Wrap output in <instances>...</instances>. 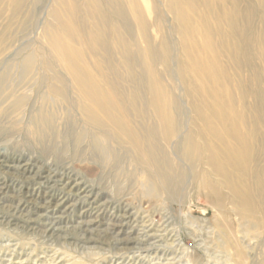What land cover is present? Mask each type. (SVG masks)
Segmentation results:
<instances>
[{"label":"rangeland","instance_id":"1","mask_svg":"<svg viewBox=\"0 0 264 264\" xmlns=\"http://www.w3.org/2000/svg\"><path fill=\"white\" fill-rule=\"evenodd\" d=\"M12 1L0 0V264H264V205L254 198L256 212L242 215L222 178L204 163L207 158L195 155L189 161L178 149L199 122L195 108L200 103L181 41L192 56L191 66L206 55L202 37L210 36L216 64H208L224 70L217 76L225 73L222 84L234 93L232 104L250 124L253 120L252 129L263 139L244 167L229 170L242 178L249 168L264 169V119L258 121L256 111L259 102L264 107V91L254 96L257 75L264 86V58L256 43L264 33L263 2L235 0L243 15V40L237 47L240 32L233 34L224 24L220 35L214 25L218 5L230 10L234 0H103L106 12L122 9L126 16L123 22L114 16V23L135 50L128 61L119 48L112 54L111 27L94 51L88 47L95 20L87 7L96 0H22L15 11ZM178 13L184 21H178ZM71 14L79 39L66 46L80 54L81 65L111 92L108 109L118 113L114 104L119 100L128 110L122 119L140 141L139 153L116 138L109 123L103 127L107 140L101 139L103 132L87 116L90 102L51 49L65 35L62 26ZM204 21L209 23L198 26L201 34H193ZM224 35L229 39L223 41ZM148 46H154L152 64ZM148 70L165 89L169 104L182 110L179 131L166 145L159 137L157 115L145 104L150 98ZM207 89L202 93L211 106V127L225 135L224 149H237L236 140L245 141L248 153L250 138L243 132L250 124L243 130L242 123L237 130L224 128L219 115L226 103L206 95ZM149 152L159 155V168L171 183L163 187L155 181L154 194L146 187L155 179L154 171L140 155ZM202 175L219 187V195L202 189ZM260 180L264 188V172Z\"/></svg>","mask_w":264,"mask_h":264},{"label":"bare ground","instance_id":"2","mask_svg":"<svg viewBox=\"0 0 264 264\" xmlns=\"http://www.w3.org/2000/svg\"><path fill=\"white\" fill-rule=\"evenodd\" d=\"M21 1L22 0H13L11 3L12 5L11 8L14 9V11L18 9L21 4ZM102 1L103 0H96L95 2H91V3L89 1V6L87 7L88 16L95 20L94 22L95 27L90 32L86 40V42H88V47L92 51H94L95 50L94 45L102 42L103 40L102 38L106 34L105 28L111 27L112 35L114 38V42L113 44H111L112 48L114 49L112 54L117 53L115 49L119 48L124 53L125 59L131 61V54L134 53L135 50H131L127 46L128 44L127 40L119 31L118 25L114 23L115 22L114 16L117 18V20H120L121 22L124 21V18H126V16L122 9H117L111 14L108 11L107 13L105 9H102ZM218 1L226 2L227 0H218ZM260 1L261 3L263 2L264 4V0H260ZM177 2H178L177 0H173V3H177ZM64 5H68L67 2L64 3ZM230 6L231 9L228 10L226 6H222L221 8L220 4L218 5V13L216 14V16H214V25L215 27L218 28V33L220 35H221V30L223 31L222 25L224 24L228 26L230 32H232L233 34H238L240 32L239 35L240 37H238V40L235 42V45L239 47L240 43L243 40V36H242L243 33H241V28L239 25L240 18L243 15L240 14L241 12L237 7V3L235 2V0L234 2L233 1L231 2ZM190 7L191 4L188 5V8ZM68 9L71 10V12L74 11V7H71V4L68 5ZM71 15H72V19L70 18V22L64 23L62 26L63 34L65 35L64 36L59 35L58 39L52 42L51 49L54 52L55 56L58 58L61 65L67 70L68 74L70 75L72 83L76 84L81 96H83L85 100H88L90 102L88 107L86 108L88 118L97 125L101 133L103 131L104 132L106 131L103 128L105 124L107 123L111 124L113 134L116 136V138L121 139L125 143L129 144L139 153V148L141 147L140 141L136 139V135L131 131V129L128 127V125H126L125 121H123L122 119V117L124 118V115L127 113L128 110L124 108L123 104H121L119 100L116 102V104H114L116 105L115 110L118 111V113L115 112L113 113L110 111V109H108V107L109 106L111 107V104L113 103L112 99L110 98L111 92H109L105 88L104 89L108 92L103 90L101 84L97 82L93 74L89 70H86L85 67L81 65L82 59L80 54H77V52L69 49L66 46L68 40L77 42V40L79 39L78 36L79 33L76 29V26L75 25L73 26V24H71L74 22L73 19L75 15L74 14ZM229 15L231 16L230 18ZM184 19L185 18L181 15V13H178V21L180 20L181 22L184 21ZM112 20L113 23L111 22ZM207 23H209V21L208 22L204 21L201 24L195 25L193 34H197V35L201 34L202 31L199 32L198 26L202 27ZM115 34L118 36L116 38V41H115ZM65 36H69V37H65ZM183 36L186 37L185 34H183ZM202 38H203L202 50L203 51L205 50L204 52L206 53V55L208 54L209 55L208 56L199 55L198 58L196 59V63L194 65L191 64V66H188V64L191 63L190 57L192 56L189 53V51H187V49H184L183 42L181 41V45L185 53L184 63L185 65L187 64L188 73L191 76H194L193 88H196L197 89L196 91L200 93L199 94L200 96L198 95L200 98V103L199 106L195 108V112L197 114V118L199 122L198 124H196L197 126H195L191 130V132L184 137L183 141L178 144V149L181 150L182 154L189 161H193L195 155H196L195 159L201 158L203 160L204 158H207L208 162L206 161L204 163L205 164L207 163V166H209L210 169L216 173L213 175L220 176L222 178L221 180L222 186L230 194L231 201L237 200L238 204L241 205V209H240L241 214L251 215L256 212L257 209H255V207H258L253 202L254 198L260 200V203L264 205V193H263L264 188L262 186V180H260V174L264 172V169L261 168L259 169L258 167L249 168L248 166L249 170L247 171V175L241 178L235 175V173L232 170H229V168L233 167L235 169L236 166L244 167L248 162V157L250 155L253 156L254 153L258 150L257 143L263 141V139L261 138L260 140V138L258 137L257 135L258 132L257 130H255L256 128L252 129L253 120L250 119L251 121L250 124L248 121L249 120L248 116L242 114L243 110L237 107L235 104H232L235 103L234 93L231 90H229L230 89L229 86L222 84L224 82L225 73L221 76H217V74H219V71L223 73L224 70H216V66L210 67L211 65L208 64V62H212L213 65L216 64L214 58L215 56L212 55L213 49L211 47V44L209 45V43L211 42L210 36L207 37L203 35ZM222 39L223 41H225L229 38H227V35H224ZM258 39H259L258 42L256 41L255 42L257 43V46H259V54L263 59L264 58L263 32L261 37H259ZM83 46L86 47V44L83 43ZM148 47H149V49H147L149 52L148 59L151 61L152 64L153 56H154L153 55L154 46L153 48L150 46ZM166 47L167 46L165 45L164 46L165 53H166ZM239 50L240 49H238V51ZM27 61L29 62L30 59H28ZM93 66L95 68L96 64H93ZM29 68H30V64H27L26 69L28 70ZM148 71H149L148 87L150 88L149 89L150 98L145 104L149 105L150 109H152L157 115L159 134H160L159 137L162 143L166 145L167 143L171 142V140L175 137L176 133H178L179 131L180 121L178 117L181 114L182 110L176 104H169L165 89L156 80L153 71L152 70H148ZM262 72L264 73V70H262ZM259 76L261 77V75H257L256 83L257 86H259V88L261 89L258 88V91L254 93L255 97H261L264 91V86L262 87V85H260L261 78L259 79ZM207 86H208L207 90L209 93L206 95L215 97V100L220 104L222 102L226 103L227 108L225 109V113L222 112L219 115V119L222 125L224 126V128L226 127L227 129H229L230 125H232L231 128L237 130L239 124L242 123L241 126L243 130V127L247 125V123L250 124L251 128H248L247 132H243L244 135L246 136L249 135L250 138V146L248 149L249 154L245 151V141L239 142L238 140H236V143L239 144V147L237 149L234 146L233 148L232 146H229L228 148L224 149L225 148L224 142L226 141L225 135L223 133H220L219 131H216L213 127H211V122H212L211 110H210L211 106L207 103L206 98L204 96L205 93L207 92L204 93L203 91L204 88ZM202 92L204 93V95ZM241 96L244 97L243 95ZM259 103L256 111L257 113L260 114L258 121L260 120L262 122L264 119V107H262L261 106L262 104ZM130 106H132L136 111L139 110L138 108H140L134 102H131ZM261 107L263 108V111ZM204 130L207 131L204 132ZM104 132L103 134L100 135L102 140H105L107 136ZM217 144L223 145V147L218 151H216L213 148ZM196 147L199 151L195 152L194 149H196ZM212 148L214 149L213 153H212ZM152 150L156 151V149H152ZM261 150H262V154L264 155V145H261ZM202 152H208L207 157L201 156L200 154ZM140 155L142 156V160L144 162L150 164L149 168L150 169L152 168L151 170L154 171V175L156 179L155 180L154 178H150L146 182L147 184L146 187L148 188L149 194H154L158 190L157 186L154 183L155 181H159L161 185H163V187H169L168 185L171 183H170V179L167 180L168 174L162 173L160 170L161 168H159V164L162 163L161 160L157 159L159 155L155 154L154 152H149V154L140 153ZM218 156H220V158ZM256 185H258V188L255 187ZM200 186L202 187V189L210 193V195H219L220 193L219 187L211 182L209 176L206 177L202 175L200 177ZM256 190L258 191L260 190L259 193H257Z\"/></svg>","mask_w":264,"mask_h":264}]
</instances>
